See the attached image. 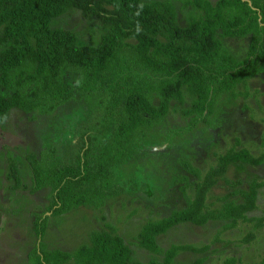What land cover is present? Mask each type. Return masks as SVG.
Wrapping results in <instances>:
<instances>
[{
  "label": "trees",
  "instance_id": "1",
  "mask_svg": "<svg viewBox=\"0 0 264 264\" xmlns=\"http://www.w3.org/2000/svg\"><path fill=\"white\" fill-rule=\"evenodd\" d=\"M181 4L185 25L179 17ZM80 10L102 25L98 40L82 43L52 21ZM249 39L247 57L238 61L223 39ZM264 70V0H0V126L11 111L54 115L70 102H85L78 124L65 130L64 151L28 153L30 192L50 190L48 212L66 215L80 207L100 209L109 198L138 190L137 181L121 180L123 168L145 156L152 145L173 144L185 130L163 132L173 102L187 127L212 125L225 98L236 99ZM68 75H76L67 82ZM190 132V131H189ZM77 141V143H75ZM264 153L232 148L219 156L203 180L190 182L194 197L182 187L187 207L149 220L137 236L141 248L162 260L142 263L114 229L93 231L89 243L74 251L50 250L45 243L28 255V264H177L184 252L203 253L208 246L172 245L163 250L158 237L173 228L224 221L264 227L258 208L257 179L227 181L233 191L219 209L208 208V195L235 164L261 166ZM11 189L26 188L19 163L8 154ZM35 214L34 231L44 238L48 216ZM254 237L250 232L244 242ZM199 259L193 264H204ZM225 264H250L228 258ZM254 264H264V258Z\"/></svg>",
  "mask_w": 264,
  "mask_h": 264
},
{
  "label": "rangeland",
  "instance_id": "2",
  "mask_svg": "<svg viewBox=\"0 0 264 264\" xmlns=\"http://www.w3.org/2000/svg\"><path fill=\"white\" fill-rule=\"evenodd\" d=\"M180 22L185 25L181 4L177 3ZM53 28L73 31L82 43L92 41V31L100 38L102 25L97 19H89L80 10H70L52 21ZM224 46L238 61L247 57L249 39H223ZM76 75H68L67 82H74ZM85 102L74 101L61 107L54 115L26 114L13 110L0 126V264H28V255L41 243L50 250L74 251L89 243L93 231L114 229L133 250L134 258L142 263L151 259H163L141 248L137 241L142 226L149 220H158L173 211L187 207L182 187L188 185L187 194L194 197L190 182L203 180L215 167L219 156L232 148L246 149L253 156L264 153V73L248 83V89L240 88L236 99L225 98L218 106L212 125H199L188 130L187 119L180 113L181 106L172 103L170 113L162 126L163 132L185 130L183 136L174 138L173 144L152 145L146 155L135 158L123 168L121 180H136L138 190L124 192L107 199L100 209L80 207L66 215L53 217L48 212L50 190L30 192L31 178L28 153L40 156L42 151L56 148L63 153L65 130L78 124L77 114ZM83 116V115H82ZM83 118H85L83 116ZM190 131V132H189ZM77 143V141H75ZM12 152L19 163L26 188L11 189L13 181L7 174L8 154ZM257 179L264 183V163L261 166L235 164L220 179L208 195V208L219 209L222 198L233 188L227 181ZM258 208L249 214L252 218H264V186L258 191ZM35 214L48 216L44 238H38L33 227ZM43 216V217H45ZM224 221H211L207 225H179L158 237V244L165 251L172 245L208 246L203 253L184 252L177 264H193L204 259V264H225L228 258H237L254 264L264 258V227L254 228V222H239L233 229H224ZM254 237L248 243L246 236Z\"/></svg>",
  "mask_w": 264,
  "mask_h": 264
},
{
  "label": "flooded vegetation",
  "instance_id": "3",
  "mask_svg": "<svg viewBox=\"0 0 264 264\" xmlns=\"http://www.w3.org/2000/svg\"><path fill=\"white\" fill-rule=\"evenodd\" d=\"M264 73V70H263V72H261V74H263ZM261 74H259V75H261ZM259 75H257V76H259Z\"/></svg>",
  "mask_w": 264,
  "mask_h": 264
}]
</instances>
